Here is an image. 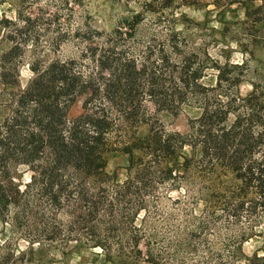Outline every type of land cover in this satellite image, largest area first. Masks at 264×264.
<instances>
[{"label":"rangeland","instance_id":"obj_1","mask_svg":"<svg viewBox=\"0 0 264 264\" xmlns=\"http://www.w3.org/2000/svg\"><path fill=\"white\" fill-rule=\"evenodd\" d=\"M167 2L0 0V73L20 90L29 68L60 67L55 79L94 94L59 130L103 123L88 178L60 171L47 194L5 167L17 196L0 216V264H264V186L228 167L235 154L236 175L264 172V0ZM5 83L0 128L17 93Z\"/></svg>","mask_w":264,"mask_h":264},{"label":"trees","instance_id":"obj_2","mask_svg":"<svg viewBox=\"0 0 264 264\" xmlns=\"http://www.w3.org/2000/svg\"><path fill=\"white\" fill-rule=\"evenodd\" d=\"M166 1L169 0H163L164 3L160 4L162 10L170 5ZM97 67L102 70L100 63H97ZM57 70H60V67H49L39 76L34 69L29 68L31 77L20 90L14 81L13 71L0 73V85L9 86L5 83L8 80V84L17 92L11 117L7 124L0 128V181L3 183V188L0 187V216L7 206L15 204L14 199L17 196L16 188L11 183L5 167L13 171L17 167L24 168L30 174L27 181L39 179L42 181V192L47 194L56 188L53 179L60 171L70 170L80 174L81 178H88L93 172L102 170L101 153L97 146L102 122L92 121L88 116L81 115L68 120L65 131L59 130L62 128L66 111L75 98L85 95L89 99L94 91L87 83H79L74 76L55 79L54 71ZM117 81L112 79L103 85V92L109 101L112 92L119 87ZM126 82L122 84L121 92L128 91ZM27 102L32 104L28 110L24 107ZM87 124L91 125L94 131L92 137H86L82 131L83 126ZM28 125L30 127H27ZM211 144L213 146V143ZM131 149L134 150L133 147ZM40 152H44L47 158L45 163L41 164L42 167L35 168L33 165ZM228 167L234 176L233 179L242 182L243 186L249 183H254L257 189L264 186V172H259L253 177L246 169L242 175H236L238 158L235 154L228 159ZM16 178L17 175L14 176V179ZM49 198L52 202L55 201L53 195Z\"/></svg>","mask_w":264,"mask_h":264}]
</instances>
